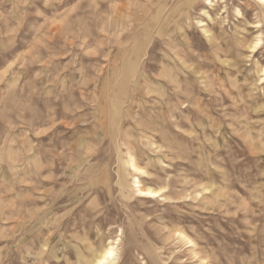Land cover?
I'll return each mask as SVG.
<instances>
[{
    "label": "rangeland",
    "instance_id": "rangeland-1",
    "mask_svg": "<svg viewBox=\"0 0 264 264\" xmlns=\"http://www.w3.org/2000/svg\"><path fill=\"white\" fill-rule=\"evenodd\" d=\"M212 1L0 0V264H264V4Z\"/></svg>",
    "mask_w": 264,
    "mask_h": 264
},
{
    "label": "bare ground",
    "instance_id": "bare-ground-1",
    "mask_svg": "<svg viewBox=\"0 0 264 264\" xmlns=\"http://www.w3.org/2000/svg\"><path fill=\"white\" fill-rule=\"evenodd\" d=\"M207 1L210 4H212V2H213L212 0H207ZM258 2L264 4V0H258ZM262 6H264V5H262ZM204 12L209 17H211V15L208 13V11H204ZM200 22H202V21H200ZM256 27H261V26L257 25ZM262 35L263 34L260 33V35H258L255 38L254 43L251 44L252 48H257L262 44V42H263V38H262L263 36ZM128 164H129L130 168H132L134 171L145 173V172H142L143 170L140 167H138L134 158H131L128 161ZM134 183H135L137 192L139 193V195L141 197L155 198V197L162 195V193L164 191L163 189H159V188L158 189H154L152 187L143 188L144 184L142 185V182L138 176L135 177ZM116 254H117L116 253V247L113 245V242H112V244L110 243L108 246L104 247L101 251H99V253L97 252L96 255L94 256V259H92L90 261L91 263H89V264H111L113 262L115 256H116Z\"/></svg>",
    "mask_w": 264,
    "mask_h": 264
}]
</instances>
